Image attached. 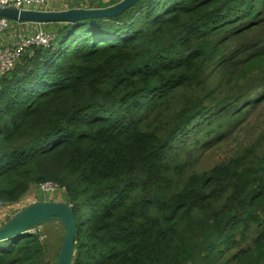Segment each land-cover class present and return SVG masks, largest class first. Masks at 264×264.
Segmentation results:
<instances>
[{"label": "trees", "instance_id": "1", "mask_svg": "<svg viewBox=\"0 0 264 264\" xmlns=\"http://www.w3.org/2000/svg\"><path fill=\"white\" fill-rule=\"evenodd\" d=\"M49 25L50 46L0 76V203L62 188L72 264H264V0ZM38 233L1 241L0 264H48Z\"/></svg>", "mask_w": 264, "mask_h": 264}, {"label": "water", "instance_id": "2", "mask_svg": "<svg viewBox=\"0 0 264 264\" xmlns=\"http://www.w3.org/2000/svg\"><path fill=\"white\" fill-rule=\"evenodd\" d=\"M138 1L120 0L106 7L65 10H20L10 6L0 10V17L38 24L76 22L119 16ZM51 222H57L63 228L56 264H72L76 243V223L69 199L62 202L39 201L23 207L0 226V242L29 231L33 227H41L43 224Z\"/></svg>", "mask_w": 264, "mask_h": 264}, {"label": "rangeland", "instance_id": "3", "mask_svg": "<svg viewBox=\"0 0 264 264\" xmlns=\"http://www.w3.org/2000/svg\"><path fill=\"white\" fill-rule=\"evenodd\" d=\"M85 1L84 5H89L90 0H82ZM92 3L100 4V6H104L110 4L113 0H91ZM99 8V7H97ZM56 28V27H55ZM264 108V106H263ZM262 113L257 114V120L262 121ZM255 118H252L251 121H254ZM252 124L248 123L247 128L240 130L236 133V135H232L225 142L214 148L213 150L207 151V153L202 157L199 163V168L208 169L213 165L219 163L224 160L227 156H230V152L235 146L237 141H243L249 136V129H251ZM234 136V137H233ZM233 137V138H232ZM40 186L34 185L27 191V193L22 197V199L14 204L10 205H1L0 204V226L7 222L16 212L21 210L23 207L39 201H56L62 202L65 200L63 197L62 191L56 190L54 192L49 193L44 196L40 193ZM37 231L40 235V240L44 247L46 248V260L48 264H56L57 254L61 245V235L63 233L62 226L57 222H51L47 224H43L41 227H33L29 230L30 233L36 234Z\"/></svg>", "mask_w": 264, "mask_h": 264}, {"label": "built area", "instance_id": "4", "mask_svg": "<svg viewBox=\"0 0 264 264\" xmlns=\"http://www.w3.org/2000/svg\"><path fill=\"white\" fill-rule=\"evenodd\" d=\"M48 1L0 0V10L10 6H14L20 10H41ZM26 24H35L37 28L27 33L24 27ZM46 25L49 24L20 22L0 17V38L4 35L7 36L5 43H0V76L12 71L16 62L29 48L33 46L47 48L50 46L56 37V33L47 28ZM39 186L40 193L44 196L59 189L63 191L56 183L50 181L41 183Z\"/></svg>", "mask_w": 264, "mask_h": 264}, {"label": "crops", "instance_id": "5", "mask_svg": "<svg viewBox=\"0 0 264 264\" xmlns=\"http://www.w3.org/2000/svg\"><path fill=\"white\" fill-rule=\"evenodd\" d=\"M88 1V0H87ZM85 1L82 0H49L42 8L41 10H65L70 8H97V7H103L100 6V4L92 3L90 0L89 5H84ZM106 6V5H104ZM25 31L27 33L32 32L37 28L35 24H26ZM47 28L51 29L53 28L52 25H46ZM7 39V36H2L0 38V43H5Z\"/></svg>", "mask_w": 264, "mask_h": 264}]
</instances>
